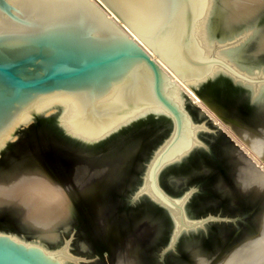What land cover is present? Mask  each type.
<instances>
[{"label": "bare ground", "instance_id": "6f19581e", "mask_svg": "<svg viewBox=\"0 0 264 264\" xmlns=\"http://www.w3.org/2000/svg\"><path fill=\"white\" fill-rule=\"evenodd\" d=\"M7 1L15 5L17 10L24 13L34 11L32 14L37 15L40 12L63 8L66 4L91 8L87 0H57L49 4H45L43 0ZM107 1L131 28L125 27L106 8L109 15L122 24L168 72L171 81L165 84L166 94L183 112L179 138L163 155L157 171L152 167L147 172L146 168L143 184L139 189V192L151 196L167 209L173 221L171 242L180 233L202 227L204 224V220L193 219L196 214L190 205L192 187L189 184L180 190L181 192L169 193L171 205L168 198L154 185V178L158 180L160 168L165 163L178 161L194 148L199 149L200 145H204L201 135L206 127L204 123L196 124L193 115L189 113L191 111L188 102L199 109V113H195L197 117L203 115L207 117L232 141V144H218L219 152L222 155L224 151L229 154L231 169L234 172L237 165L242 170L243 175L239 178L241 186L246 189L253 187L254 191L262 193L260 197L264 202V108L260 113L254 111L255 115L245 117L253 119L255 116L261 119L259 123L262 128L240 126L233 116L223 115L222 107L215 102L214 96L212 98L209 89L205 91L194 89L201 87L208 79L222 74L248 87L253 97L264 102V63L260 61V56H264V29L255 28V15L252 16L250 13L254 9L264 7V0H186L164 24L167 10L164 0ZM12 26L9 19L0 13V28L14 29ZM246 29L249 30L245 31ZM152 48L158 50L160 57ZM189 59L197 64H190ZM137 71L142 75H139L141 76L139 82L130 89L128 95L123 92V86L128 83L127 79L115 91L94 99L90 104H87L81 95L74 93L49 94L37 100L14 126L26 124L33 113L56 112L58 122L65 132L91 142L137 117L149 113L168 115L149 88L148 69L139 67ZM184 92H188L198 104ZM185 110H188L189 114ZM173 125L172 122L169 125L170 135ZM14 126L0 137V148L12 137ZM142 138L144 142L147 140L146 135L125 138L107 153V157L114 155L120 158L117 170L119 166L126 167V160L134 156L131 155L133 148L137 147L136 152L139 151L141 147L138 143H141ZM162 146L156 148L155 152ZM236 146L238 150L244 152L246 158L238 155ZM85 155L86 158L97 157L89 153ZM241 158L244 164L240 166ZM158 160L159 157L155 162ZM19 162L10 155L0 164V211L5 210L12 224L17 227L15 231L12 230L14 233L11 231L8 233L26 244L41 247L59 264H75L78 260L69 253L68 242L59 246L63 233L58 232V229H64V232L69 230L75 219L77 205L90 200L95 203L94 199H97L95 194L100 187L90 183V180L81 184L62 183L49 176L40 166L29 167L21 160ZM201 164L200 162L199 165ZM202 165H206L205 162ZM191 172L192 168L184 173H172L168 176V183L175 189L178 182L180 183L182 179L187 180ZM109 176L115 177V172L112 171ZM154 220L160 233L164 223L159 216L154 217ZM256 220L258 225L253 232L256 235L253 237L252 234L246 235L244 241L236 245L220 264H264V203ZM194 241L192 238L185 242L191 249V256L195 258L196 264H204L205 254L197 247L194 248ZM81 248H87L84 241L81 242ZM128 264L137 263L132 260Z\"/></svg>", "mask_w": 264, "mask_h": 264}, {"label": "water", "instance_id": "95a60500", "mask_svg": "<svg viewBox=\"0 0 264 264\" xmlns=\"http://www.w3.org/2000/svg\"><path fill=\"white\" fill-rule=\"evenodd\" d=\"M87 1H89L90 9L81 5L70 6L66 4L63 8L40 12L39 15L32 14L34 11L24 13L17 10L16 6L7 0H5L7 7L0 6V13L9 19L13 28L15 27L14 29L10 27L7 29L0 28L5 33L0 35V137L11 126H14L15 122L37 100L49 94L74 93L81 95L83 100L90 104L94 99L115 91L127 79L128 83L123 86V92L128 95L130 89H133L139 82L141 77L139 75H142L137 71L139 67L148 69L150 75L149 88H151L152 94L160 107L168 115L149 113L146 116L137 117L121 125L98 140L87 142L65 132L58 122V114L56 112L49 114L33 113L26 124L20 123L14 126L12 137L0 148V158L5 160L14 149H16L18 154L24 155L28 151L30 144H32L35 149L42 147L51 149L54 151L51 153L54 154V157L59 160L62 158V160H66L71 165L75 163L79 171L84 166L91 168L93 165H97L101 167V164H103L106 165L105 167L108 166L109 169H112L109 171L116 172L117 169L114 166H118L121 160L114 155L107 157V153H109L111 148L125 138L146 135L147 140L144 142L142 138L141 143H138L140 144L139 147H141L139 151L136 152L137 147L136 149L133 148L131 155L134 156L130 160H126L127 162L125 161L127 164L126 169L131 168L129 176L126 178L127 181L123 182L122 186L113 192V196L116 202L118 201L123 205L126 204V209H135L138 214L144 213L149 217L153 216V219L156 216L161 217L164 228L159 233L157 227V234L163 237L160 243L157 242L152 252V259L155 262L162 264L164 261L172 259L169 256H177L175 253H180L182 247L187 245L185 242L187 239L196 238L193 242L194 248L203 249L207 242L205 238L207 228L212 223H219L218 221L221 218L208 214V216L201 219L204 220L202 227L180 233L171 242L173 221L167 209L151 196L139 192L143 184V174L146 168L147 172L152 167L157 171L159 161L177 141L182 131L181 119L183 118V112L166 94L165 84L171 81V77L126 30L125 27H131L107 0ZM164 1L167 10L163 24L175 14L178 8H181L186 0ZM106 8L125 27L111 17ZM21 14L24 17H31L33 21L39 19L41 23L33 25L29 20L21 19ZM186 23H188V20ZM92 29H95V31H92ZM89 32H91V36ZM93 37L97 38L94 39ZM132 46L138 49L139 52ZM155 49H153V52L160 57L158 50ZM136 60L139 62H135ZM188 61L192 65L197 64L192 59ZM129 65L131 67H128ZM126 68L127 71L120 76ZM118 76L120 78L116 79ZM219 78H224L239 86L245 93V97L243 96L239 100L237 97L230 100L222 98L220 93L217 94L218 90L214 91L213 88H210L212 86L211 83ZM194 89L196 91L209 89L212 92V98L214 96L215 102L222 107L223 115L225 117L233 116L237 119L240 126L254 127L255 129L262 128L259 123L261 119L255 116L253 119L245 118L248 115H255L254 111L245 115V119L238 113L243 110L242 103H239L242 98L255 105V112H258L259 109L262 111L264 108L263 100L253 97L249 88L243 84L221 74L208 79L201 87ZM229 103H232L233 107H230ZM188 106L191 112L199 113V109L193 104L188 102ZM185 111L189 112L188 110ZM203 117L209 120L204 115ZM171 122L174 125L170 135L169 125ZM218 129L217 131L221 134L218 133L217 135L224 137V140L221 139V141L224 143L227 139V142H229L225 133ZM25 135L30 138L23 142L22 139H25ZM212 143L213 145L208 141L207 143L204 142V145H200L199 149L194 148L193 151L178 161H171L165 163V165L161 163L160 166L163 165V168L159 169L158 180L154 178V185L157 190L159 189L168 198L170 205L172 201L168 195L171 193L175 194L177 191L169 185L168 178L165 179L164 176L169 173H184L189 168H192V175H196L200 170L198 168L205 166L202 165L204 162L210 166V160H218L222 156L218 148L219 143L217 145L215 142ZM160 146L162 148H159V152H155L156 148ZM140 151L143 153L141 154ZM236 151L240 157L246 158L244 152L238 150L237 146ZM86 153L97 157L93 159L92 157L86 158ZM158 157L159 160L155 162ZM242 161L244 160L242 159ZM200 162L202 163L201 165H199ZM38 163H35L34 166H40L51 176ZM236 171L237 182L240 183L239 178L243 174L238 165ZM52 178L57 180L54 177ZM89 180L92 183V179ZM199 180L197 178L192 180V182H199ZM196 188L198 189L199 187L196 186ZM204 189L205 184L203 185ZM242 189L244 191L251 190L259 195L262 194L254 191L253 187L250 189L242 187ZM196 191L198 190L192 187L189 198L190 203L194 201ZM106 205H109V207L114 206L111 202L109 204L107 202ZM206 212V210L198 211L195 214L199 213V215L205 216L207 215ZM88 221L89 219L87 224ZM237 222L238 220L236 219ZM0 236L4 238L0 239V264H59L56 259L48 256L41 247L17 240L5 228L0 229ZM134 262L138 264L136 260Z\"/></svg>", "mask_w": 264, "mask_h": 264}, {"label": "rangeland", "instance_id": "374dc122", "mask_svg": "<svg viewBox=\"0 0 264 264\" xmlns=\"http://www.w3.org/2000/svg\"><path fill=\"white\" fill-rule=\"evenodd\" d=\"M250 13L252 16L255 15V28L258 30L264 29V7L259 10L254 9ZM247 30L249 29L245 31ZM260 57V61L264 63V56ZM211 85L210 88H213L214 91L218 90L217 94L220 93L222 98L230 100L237 97L239 100L241 97H245V93L239 86L224 78L214 80ZM184 93L198 104L188 92ZM244 100L242 98L239 101L243 105V110L238 112L243 118L256 109L255 105L249 103L247 99ZM229 104L230 107H233L232 103ZM231 110L233 111V109ZM190 113L193 115L196 124L204 123L206 127L202 132L201 140L206 143L208 141L211 145H213L212 142H215L216 145L223 143L221 139L224 140V137L217 135L220 132L217 131L218 128L211 121L204 117H197L193 112ZM258 113H260V109ZM24 138L22 141L26 142V139L30 137L25 135ZM228 141L226 139L227 143H224H232L231 140L228 139ZM34 149L30 144L24 155L18 154L16 149L10 152V155L14 157L16 162L21 160L23 164L29 167L39 162L52 177L62 183L81 184V182L92 179V183L100 187L95 194V197H97V199H94L95 203L90 200L77 205L75 219H73L69 230L64 232V229H58V232L63 233L59 246L68 242L69 253L78 260L75 264H128L132 260H136L138 264H160L152 259V252L157 242L160 243L163 237L157 234L155 220L144 213L138 214L135 209H126V204L116 202L113 196V192L117 191L118 187H121L123 182L127 181L130 167L126 169V167L120 168L119 166L117 168L120 169L115 172L116 176L110 177L112 171L109 170L112 169L101 163H99L101 167L97 165H93L94 167L91 168L84 166L79 171L75 163L71 165L62 158L57 159L54 154H51L54 151L47 147ZM221 157L218 160H210V166L205 165L198 168L200 170L196 175L191 173L186 178L187 180H180L175 188L176 191H182L189 184V186L198 190L195 193L194 201L190 205L195 213L206 210L207 215L205 213L203 214L205 216H202L198 213L193 218L194 220L202 219L208 214L223 220L218 221L219 223H212L205 232L207 242L203 249L200 248L205 253L204 264L222 263L225 256L236 245L244 241L246 235L252 234L251 237L256 235L253 234L255 227L258 225L256 218L264 203L259 194L242 189L241 184L237 182V171L234 172L231 169L229 154L224 151ZM6 159L0 158V164L4 163ZM239 164L241 166L244 161L240 160ZM170 174L172 173L167 174L164 178L167 179ZM197 178L200 179L199 182H192ZM202 184H205L204 190ZM169 185L172 187V184L169 183ZM196 186L199 188L197 189ZM197 193L199 194L196 195ZM107 202L108 204L109 202L113 203L114 206L109 207V205H106ZM236 219L238 220L237 223ZM11 221L6 211L1 210L0 229H9L8 231L14 233L17 227ZM83 241L87 244L86 249L81 248V242ZM190 250L185 245L180 253H175L177 256H169L172 259L164 261L162 264H196Z\"/></svg>", "mask_w": 264, "mask_h": 264}, {"label": "snow or ice", "instance_id": "6c2138e0", "mask_svg": "<svg viewBox=\"0 0 264 264\" xmlns=\"http://www.w3.org/2000/svg\"><path fill=\"white\" fill-rule=\"evenodd\" d=\"M43 2L45 3V4H49V3H54V2H57V0H43ZM0 6H3V7H7V5L5 4V0H0ZM21 19H26V20H29L30 21V23L31 24H33V25H36V24H39V23H41V21L39 20V19H37V20H31V17H24L23 16V14H21ZM92 31H95V29H92ZM5 33L2 31V30H0V35H4ZM89 35L91 36V32H89ZM94 39L95 38H97V37H93ZM137 52H139V50L138 49H136L134 46H132ZM142 55V54H141ZM135 62H139V61H135ZM128 67H131V65H129ZM127 67V68H128ZM127 68L125 69V71L120 75V76H122L126 71H127ZM120 76H118V77H116V79H119L120 78ZM0 239H4L2 236H0Z\"/></svg>", "mask_w": 264, "mask_h": 264}]
</instances>
